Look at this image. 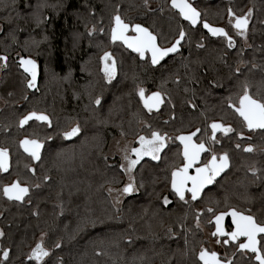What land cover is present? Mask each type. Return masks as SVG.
Segmentation results:
<instances>
[{"label":"trees","instance_id":"16d2710c","mask_svg":"<svg viewBox=\"0 0 264 264\" xmlns=\"http://www.w3.org/2000/svg\"><path fill=\"white\" fill-rule=\"evenodd\" d=\"M190 1L203 19L233 37L232 48L225 37L191 26L170 0H148L147 6L144 0H0V55L8 57L0 77V147L11 156L9 169L0 172V264L5 248L6 264H203L205 232L218 238L212 233L219 212L234 208L264 224V129L249 130L229 107V99L238 105L245 81L254 98L264 99V0ZM247 4L253 18L250 46L244 47L228 17L229 9L243 14L237 9ZM116 14L149 27L161 46L171 45L183 28L181 51L153 66L148 55L141 58L112 40ZM105 52L116 64L110 82L102 71ZM21 57L39 66L34 88H27ZM141 87L145 95L162 93L158 110L144 107ZM31 111L46 113L51 127L35 120L21 127ZM215 121L233 129L211 142L213 153L227 154L229 168L198 200L181 201L171 188V173L184 162L176 137L199 129L196 138L206 143ZM77 124L80 133L66 139L63 132ZM153 131L166 137L160 159L140 160L133 173L136 191L115 207L107 188L124 185L126 178L120 158L107 156L106 148L114 136L136 141ZM25 136L44 142L39 161L21 150ZM249 145L251 152L245 151ZM14 179L30 187L23 201L3 195V185ZM40 235L49 255L29 261ZM239 244L229 239L223 258L259 264Z\"/></svg>","mask_w":264,"mask_h":264},{"label":"snow or ice","instance_id":"6c2138e0","mask_svg":"<svg viewBox=\"0 0 264 264\" xmlns=\"http://www.w3.org/2000/svg\"><path fill=\"white\" fill-rule=\"evenodd\" d=\"M145 6L148 4V0H144ZM7 7V4H5ZM171 7L178 10L180 16L185 20L191 22L192 25L197 23L200 13L194 8L188 0H171ZM252 10L245 15L238 16L235 18L234 27L238 30V35L244 37L246 35V29L248 26V16L251 15ZM231 9H229V16H233ZM9 20L10 17H5ZM115 21V26L112 28L111 38L113 41L121 40L128 48L132 49L134 52L138 53L141 58L145 56L146 52L151 53V63L153 65L158 64L164 57L168 56L170 53H175L178 51V46L185 37V32L183 28L180 29L178 38L170 47H160L157 44V36L154 35L148 28L141 26L140 24H135L132 26V30L135 35H126L125 33L129 29V25L124 23L119 14L113 17ZM204 28L213 36H223L227 39V46L232 48L234 46L233 37L230 36L224 28L212 27L207 22H204ZM95 29H93L94 31ZM0 31H3V26L0 25ZM102 31V29H101ZM15 40V36H12ZM203 47V45H200ZM104 67L102 71L104 72L105 78L110 82L115 75L116 64L115 60L112 59L111 53L105 52L100 58ZM0 60L4 61L5 64L8 60L7 56H0ZM111 61V63H109ZM20 66L23 68L25 73H28L31 77L27 81V88H34L36 86L37 79V63L31 58H20ZM2 66V65H0ZM255 67V65H254ZM237 73L240 72L239 67L235 69ZM242 94L238 97V105L231 102L229 99V107L233 108L235 113L242 118L244 124L249 130L253 129H264V99H256L250 94L249 85L245 81L241 85ZM138 95L143 101L144 107L149 111L154 107H158L162 103L161 93L159 91L151 93L150 96L145 95V89L139 88ZM27 99V97H24ZM101 100L99 97L95 99V104L99 105ZM195 107V105H193ZM39 121L45 123L48 127H51V119L48 115L44 113H38L36 111H31L27 115L20 119L19 124L21 127L28 124L29 121ZM212 129V139H215V134L217 131H222L224 133L231 132L233 129L231 126H225L222 123L213 122L211 124ZM80 126L71 127L70 130L63 132V136L67 138H72L80 133ZM199 129H197V132ZM196 133H190L188 135H180L176 137L183 145V159L184 163L182 167L173 169L171 173V188L174 193L179 197L181 201L185 200V192L191 193V198L195 200L201 190L205 185L211 184L216 176L220 174L228 166V156L225 153L219 157V163H217V156L212 155V158L208 163L203 166L195 168V174H189V169L192 168L196 162L200 159V154L207 151L205 144L203 142L197 144L193 142V136ZM51 139V137H48ZM166 137L161 135L157 131H153L151 138L145 136L139 137L140 147H134L131 152L135 154V159H131L127 152L125 154V160H127V167L121 165L126 173L129 174V182L125 184L122 192L125 194L132 193L136 191L134 186L135 178L131 175L132 170L144 156H150L153 160L160 159L159 153L165 147ZM21 147L25 152L29 153L32 159L40 160V150L43 147L42 141L39 139H30L25 137L20 141ZM239 147V145H237ZM253 150L252 146L249 145L245 148V151L251 152ZM8 168V150L0 148V171H7ZM253 173L256 169H252ZM47 178V177H46ZM191 182V187H187L188 183ZM3 195L8 197V199H15L17 201L23 200L24 196L29 192V188L26 186H21L19 181H14L10 185H5L2 189ZM109 191H112L109 189ZM170 201L167 197H164V204H168ZM209 212L212 209H208ZM227 213H220L215 216L216 231L212 235H222L228 236L232 241H236L240 237H246L247 242L241 243L239 245L240 249L250 250L254 255L255 259L259 264H264V245L258 247L257 234L264 233V224H259L252 215H245L235 209L231 210L230 215L232 217V223L234 225V230L230 233H226L222 226V221ZM197 227L199 223L197 222ZM171 231V229L169 230ZM4 236V232L0 230V237ZM220 243L221 241H217ZM228 239L222 241V243L227 244ZM59 247V245H56ZM49 253L46 251L42 243H37L36 246L31 250L27 259L32 261L33 259L39 261L42 257L48 256ZM3 264L9 260L10 250L5 248L2 252ZM199 260L203 261V264H230V262H225L219 259L218 253L215 251H208L207 249L201 248L199 252ZM23 264V261L21 262Z\"/></svg>","mask_w":264,"mask_h":264},{"label":"rangeland","instance_id":"374dc122","mask_svg":"<svg viewBox=\"0 0 264 264\" xmlns=\"http://www.w3.org/2000/svg\"><path fill=\"white\" fill-rule=\"evenodd\" d=\"M249 9L252 10V7L249 6V4H247L244 8H239L237 10H238V12H244L245 13V12H249ZM213 10H214L213 12H215V9H213ZM252 18H253V15L251 16L250 20H252ZM224 23L225 22H223V24ZM239 41L242 42L244 47L250 46L249 35H248L247 30H246V35L244 37H241V36L239 37ZM0 65H2L1 60H0ZM237 67L240 68L241 64H238ZM2 68H3V65L0 66V77H1ZM134 147H139V146L133 145V140L127 139L121 135L114 136L110 140V142L106 148L105 154L109 157L118 156L121 160V165H124L125 167H127V160H125V158H124L125 154L127 152L128 156L131 159H135V154L131 152V149ZM123 171H124V169H123ZM124 173H125V178H126V182L124 183V185H122L120 187L109 186L107 188V191H108L110 198H111V202L115 207H120L124 198L128 195V194H125L122 192V189L125 186V184H127L129 182V174L126 173L125 171H124ZM133 173H134V169L132 170V173H131L132 176H134ZM134 186H135V184H134ZM109 189H111L112 191H109ZM205 235L208 238V245L205 246L204 249H207L208 251H215L221 255L227 256V254H229V249L226 248V244L222 243L223 239L220 240L219 237L213 238V236H211V234H209V233L207 234V231L205 232ZM217 241H221V242L218 243ZM43 242H44V235H40V236H38V238L35 242V245L33 247H35L37 243H42V245H43L44 244ZM33 247L31 248V250L33 249Z\"/></svg>","mask_w":264,"mask_h":264},{"label":"water","instance_id":"95a60500","mask_svg":"<svg viewBox=\"0 0 264 264\" xmlns=\"http://www.w3.org/2000/svg\"><path fill=\"white\" fill-rule=\"evenodd\" d=\"M188 2L194 7V8H196L195 6H194V4L190 1V0H188ZM170 4H171V1H170ZM176 10V9H175ZM196 10L200 13V16H199V18H198V20H197V23L195 24V25H192L191 24V22L190 21H188V20H186L187 22H189L190 23V25L191 26H193V27H197L199 24H200V22H201V12H200V10L199 9H197L196 8ZM177 12H178V10H176ZM182 17V16H181ZM122 19V18H121ZM182 19H184L183 17H182ZM123 20V19H122ZM185 20V19H184ZM124 21V20H123ZM249 21V20H248ZM204 22H207L210 26H212V27H218V28H223V27H221V26H217V25H213V24H211V23H209L208 21H206V20H204L203 22H202V26L204 25ZM124 23H126V24H128L129 25V29H128V31L125 33L126 35H129V36H131V35H135V33H134V31L132 30V26L133 25H135V24H140L141 26H143V27H146V28H148L149 29V31H151L150 30V28L149 27H147L146 25H144V24H142V23H140V22H136V23H134V24H130L129 22H126V21H124ZM234 24H235V22H234ZM115 26V21H114V23H113V26H112V28ZM248 27H249V22H248V26H247V29H248ZM203 28H204V26H203ZM205 29V28H204ZM246 29V30H247ZM112 30V29H111ZM211 36H213L209 31H208V29H205ZM152 32V31H151ZM153 33V32H152ZM154 34V33H153ZM111 35H112V32H111ZM154 35H156V34H154ZM157 36V35H156ZM184 40V39H183ZM183 40L181 41V43H180V45L178 46V51L177 52H175V53H170L168 56H166V57H164L158 64H156V65H153V66H158L159 64H161L164 60H166L169 56H172V55H175V54H177L180 50H181V44H182V42H183ZM116 41H119V42H121L123 45H124V47L126 48V49H128L129 51H131V52H133V53H136V52H134L132 49H130V48H128L127 47V45H125L124 43H123V41H121V40H116ZM157 44L160 46V47H162L160 44H159V40H158V37H157ZM171 46V45H170ZM170 46H167V47H170ZM149 53V56H150V60H151V53L150 52H148ZM38 73H39V66H38V64H37V75H38ZM28 74V73H27ZM29 75V74H28ZM30 76V75H29ZM154 92H157V91H154ZM153 93V92H152ZM161 93V92H160ZM151 95V93L150 94H148V95H146V96H150ZM161 99H162V103H160L159 105H158V107H154V108H152L153 110H158L160 107H161V105L164 103V98H163V95H162V93H161ZM143 102V101H142ZM28 114V113H27ZM26 114V115H27ZM44 114H46V113H44ZM47 115V114H46ZM23 118V117H22ZM21 118V119H22ZM25 126V125H24ZM23 126V127H24ZM218 132H220V131H217L216 133H218ZM190 133H196L197 134V131H190V132H185V133H182V134H180V135H188V134H190ZM196 134L193 136V142L194 143H197V144H199L196 140H195V137H196ZM213 134V133H212ZM179 135V136H180ZM216 135V134H215ZM25 137H23L21 140H23ZM28 138H30V137H28ZM30 139H37V138H30ZM20 140V141H21ZM178 142L180 143V145H181V147H182V155H183V145L181 144V142L178 140ZM43 143V142H42ZM21 146V145H20ZM205 147H206V145H205ZM22 148V147H21ZM43 149H44V143H43V147L41 148V150H40V155L42 156V152H43ZM206 149H207V147H206ZM22 150L24 151V149L22 148ZM25 152V151H24ZM206 152V151H205ZM205 152H202L201 154H200V159L196 162V164H198L200 161H201V159H202V156H203V154L205 153ZM26 154H28L29 155V153H27V152H25ZM222 155H224V154H222ZM222 155H220V156H222ZM217 156V155H216ZM211 158H212V156L210 157V159L208 160V161H210L211 160ZM217 163H219V157L217 156ZM35 162H37L38 160H34ZM9 165H10V156H9V153H8V167H9ZM204 165V164H203ZM203 165H200V166H203ZM229 165H230V160H229V158H228V166L222 171V172H220V174L218 175V176H216L215 177V179L213 180V182L211 183V184H208V185H205L204 186V188L201 190V192L199 193V195L197 196V198L195 199V200H198L200 197H201V195L203 194V192L207 189V188H209L210 186H212L213 184H214V182L218 179V178H220L227 170H228V168H229ZM182 167V166H181ZM197 167H199V166H197ZM192 168L194 169V172H191V170H192ZM192 168H190L189 169V174H192V175H194L195 174V168L196 167H192ZM15 181H18V180H15ZM14 182V181H13ZM10 185V184H9ZM21 186H26V187H28L27 185H22L21 184ZM187 187H191V182H189L188 183V185H187ZM29 188V187H28ZM190 193V192H189ZM29 194V192L24 196V198L27 196ZM191 194V193H190ZM8 198V197H7ZM11 200H15V199H11ZM15 201H17V200H15ZM20 201H22V200H20ZM234 208H232V209H230L229 211H227V212H219L217 215H219L220 213H227L225 216H224V219H223V221H222V226H223V222L225 221V219L229 216L230 217V219H231V223H232V217H231V215H230V212H231V210H233ZM236 211H239V210H237V209H235ZM239 212H241V213H243V214H245V215H251V214H249V213H245V212H243V211H239ZM253 216V215H252ZM255 218V217H254ZM213 222H214V224H215V231H216V222H215V216H214V218H213ZM257 222V221H256ZM258 223V222H257ZM232 226H233V230H234V225H233V223H232ZM223 228H224V226H223ZM232 230V231H233ZM224 231H225V229H224ZM218 235V237L219 238H221V237H223L222 235H219V234H217ZM264 235V233H258L257 234V240H258V242H260V237L261 236H263ZM238 239H245V242H247V238L246 237H240V238H238ZM245 242H243V243H245ZM258 247H260V243H258ZM46 257V256H45ZM45 257H42V259L43 258H45ZM218 257H219V259H221L222 261H225V262H230V261H227V260H223L222 258H220V256H219V254H218ZM41 259V260H42ZM230 264H231V262H230Z\"/></svg>","mask_w":264,"mask_h":264},{"label":"flooded vegetation","instance_id":"af4514ba","mask_svg":"<svg viewBox=\"0 0 264 264\" xmlns=\"http://www.w3.org/2000/svg\"><path fill=\"white\" fill-rule=\"evenodd\" d=\"M171 1V0H170ZM170 3V2H169ZM170 6H171V4H170ZM197 8V7H196ZM198 9V8H197ZM246 13H248V12H245V13H243V14H238V13H233L234 15L233 16H229L228 17V21H229V23H231V25L233 26V29H234V31H235V33H237L238 34V30L234 27V22H235V18L236 17H238V16H242V15H245ZM253 15V12H251V15L250 16H248V20H249V25H250V18H251V16ZM205 19H203V17H202V14H201V22H200V24L199 25H202V22L204 21ZM134 24V23H133ZM190 24V23H189ZM198 25V26H199ZM248 30V29H247ZM154 33V32H153ZM155 34V33H154ZM178 38V37H177ZM176 38V39H177ZM175 39V40H176ZM175 42V41H174ZM173 42V43H174ZM160 44V43H159ZM170 46V45H169ZM162 47H167V46H162ZM181 51V50H180ZM179 51V52H180ZM178 52V53H179ZM145 55H148L149 56V53L148 52H146L145 53ZM1 56V55H0ZM149 58H150V56H149ZM165 61V60H164ZM163 61V62H164ZM1 62H2V65H3V68H2V71L4 70V64H5V62L4 61H2L1 60ZM150 62H151V60H150ZM109 63H111V61H109ZM152 64V63H151ZM160 65V64H159ZM103 67H104V65H103ZM22 68V67H21ZM23 69V68H22ZM2 71H1V73H2ZM24 71V70H23ZM26 75L28 76V80L29 79H31V77L26 73ZM113 78H114V76H113ZM152 93V92H151ZM150 94V93H149ZM148 95V94H147ZM164 98V97H163ZM2 104H3V102L2 101H0V108H1V106H2ZM144 105V104H143ZM163 105V104H162ZM161 105V106H162ZM153 110V109H152ZM41 113V112H40ZM43 113V112H42ZM25 116V115H24ZM32 121H34V120H32ZM30 122V121H29ZM28 122V123H29ZM39 122V121H38ZM215 122H217V121H215ZM217 123H221V122H217ZM226 126V125H225ZM194 131H196V130H194ZM182 134V133H181ZM217 134V133H216ZM180 135V134H179ZM178 135V136H179ZM213 135V134H212ZM212 135H211V140L209 139L208 141H206V143L205 142H203L205 145H206V147H207V151L203 154V156H202V159H201V161L198 163V164H195L194 165V167H197V166H200V165H203V164H206V163H208V160L210 159V157L213 155V154H215V155H217L216 153H213V151H212V149H211V142L212 141H214L213 139H212ZM177 136V137H178ZM25 137H28V136H25ZM215 137H216V135H215ZM151 138V137H150ZM131 140V139H130ZM195 140L198 142V143H201V141H198L197 140V138L195 137ZM137 141V142H136ZM136 141H134L133 140V145H135V146H139L140 147V143H139V137H138V139L136 140ZM177 142H178V139H177ZM44 143V142H43ZM179 143V142H178ZM179 145H180V143H179ZM181 146V145H180ZM21 147V146H20ZM0 148H3V147H0ZM4 149H7V148H4ZM8 150V149H7ZM21 150H22V148H21ZM23 151V150H22ZM161 152V151H160ZM181 152H182V147H181ZM208 152H210L209 153V156H208V158H207V160L206 161H204V156H205V154L206 153H208ZM8 153H9V156H10V152L8 151ZM23 153H25L24 151H23ZM26 154V153H25ZM160 154V153H159ZM26 155H28V154H26ZM220 155H222V154H219V155H217L218 157H220ZM28 156H30V155H28ZM145 157V156H144ZM150 157V156H149ZM34 160V159H33ZM39 161V160H38ZM184 163V162H183ZM10 164H11V156H10ZM183 165V164H182ZM182 165H180L179 167H181ZM9 167H10V165H9ZM9 167L7 168V170L9 169ZM178 167V168H179ZM135 169V168H134ZM0 172H4V171H0ZM191 172H194V169L192 168V170H191ZM15 180H18V179H14L13 181H15ZM13 181L12 182H10V183H7V184H4L3 185V187L5 186V185H9V184H11V183H13ZM19 181V180H18ZM19 183L20 184H22V185H27V184H24V183H21L20 181H19ZM134 184H135V182H134ZM28 187H29V185H27ZM3 189V188H2ZM135 189H136V186H135ZM3 192V191H2ZM135 192V191H134ZM134 192H132V193H134ZM29 193H30V187H29ZM129 194H131V193H128V195ZM5 198H7L6 196H5ZM185 198H191V194L189 193V192H185ZM8 199V198H7ZM25 199V198H24ZM23 199V200H24ZM8 200H10V199H8ZM22 200V201H23ZM10 201H15V200H10ZM2 216V213L0 212V217ZM228 224H230L231 225V229H227V225ZM223 226H224V229H225V232L226 233H230L232 230H233V226H232V223H231V219H230V217L228 216L226 219H225V221L223 222ZM220 240L221 239H223V240H225V239H230L228 236H224V237H222V238H219ZM239 241H240V244L241 243H243V242H245V239H238ZM239 244V245H240ZM34 248V247H33ZM44 249L46 250V251H48L45 247H44ZM248 251H250V250H248ZM219 256H220V258H222L223 260H227V259H224L223 257H225L226 255H221V254H219ZM227 261H229V260H227Z\"/></svg>","mask_w":264,"mask_h":264},{"label":"bare ground","instance_id":"6f19581e","mask_svg":"<svg viewBox=\"0 0 264 264\" xmlns=\"http://www.w3.org/2000/svg\"><path fill=\"white\" fill-rule=\"evenodd\" d=\"M173 20H174V19H173ZM170 24H171V23H170ZM195 70H196V69H195ZM221 72H222V71H221ZM172 75H173V74H172ZM226 80H227V79H226ZM228 80H229V79H228ZM201 81H202V79H201ZM205 82H206V80H205ZM206 84H207V83H206ZM202 90H203V89H202ZM206 94H207V93H206ZM206 96H208V95H206ZM205 98H206V97H205ZM207 99H208V98H207ZM204 100H205V99H204ZM210 104H211V103H210ZM186 116H187V115H186ZM188 118H189V117H188ZM80 151H81V150H80ZM80 153H81V152H80ZM80 153H79V154H80ZM79 156H80V155H79ZM154 167H155V166H154ZM161 175H162V174H161ZM161 175H160V176H161Z\"/></svg>","mask_w":264,"mask_h":264}]
</instances>
